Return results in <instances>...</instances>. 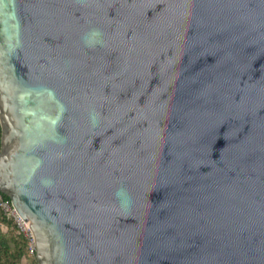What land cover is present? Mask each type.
<instances>
[{"label":"water","instance_id":"water-1","mask_svg":"<svg viewBox=\"0 0 264 264\" xmlns=\"http://www.w3.org/2000/svg\"><path fill=\"white\" fill-rule=\"evenodd\" d=\"M0 192L37 264H264V0H0Z\"/></svg>","mask_w":264,"mask_h":264},{"label":"trees","instance_id":"trees-1","mask_svg":"<svg viewBox=\"0 0 264 264\" xmlns=\"http://www.w3.org/2000/svg\"><path fill=\"white\" fill-rule=\"evenodd\" d=\"M28 248V238L19 231L11 218L0 212V264H21L22 259L30 257L33 264H37L35 254L30 253Z\"/></svg>","mask_w":264,"mask_h":264},{"label":"built area","instance_id":"built-area-1","mask_svg":"<svg viewBox=\"0 0 264 264\" xmlns=\"http://www.w3.org/2000/svg\"><path fill=\"white\" fill-rule=\"evenodd\" d=\"M0 212L14 221L19 231L23 233L24 236L27 237L29 240V248H28L29 252L34 253L35 245L30 228H28L24 223V221L19 217L16 209L13 208L12 206L11 200L8 197L5 198L4 194L1 192H0Z\"/></svg>","mask_w":264,"mask_h":264},{"label":"rangeland","instance_id":"rangeland-1","mask_svg":"<svg viewBox=\"0 0 264 264\" xmlns=\"http://www.w3.org/2000/svg\"><path fill=\"white\" fill-rule=\"evenodd\" d=\"M21 264H33V259L31 257L22 259Z\"/></svg>","mask_w":264,"mask_h":264}]
</instances>
